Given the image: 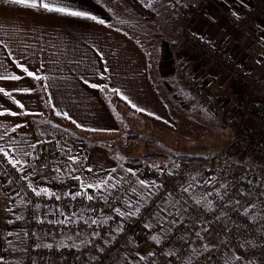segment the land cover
<instances>
[{"label": "crops", "instance_id": "1", "mask_svg": "<svg viewBox=\"0 0 264 264\" xmlns=\"http://www.w3.org/2000/svg\"><path fill=\"white\" fill-rule=\"evenodd\" d=\"M195 1L171 0L170 9L176 12L178 26L180 11ZM56 2L70 10L85 11L97 20L47 12L40 8H29L0 0V75L24 77L19 81L0 80V88L10 93H0V111L28 113L0 116V134L6 133L4 140H0V145L10 151L12 158L20 161L17 165L32 187L37 190L47 189L48 196H58L60 184L67 179H74L80 184L75 177H80L85 183H98L111 174L114 179L109 183H116L130 174L141 172L142 179L148 175L152 182L144 160L130 156L128 153L131 150L128 146L136 136L143 137L146 121L167 123L169 120L166 105L169 99L168 88L157 67L159 43L162 39L151 51L144 19L136 14L135 17L124 15L123 7L129 6L123 0ZM249 5L250 0H216L207 6L204 14L192 19L191 26L217 46L231 52L239 63L264 75V11L244 35H235L232 31L220 33V28L228 27L221 12L237 16ZM148 7L152 8L149 4ZM167 13L170 12L164 14ZM156 14L161 15L160 11H156ZM99 20L105 23L101 24ZM168 42L172 48L176 72L187 74L192 69L199 70L201 77L209 81L212 92L226 102L230 109L235 110L239 98L237 88L214 68L198 66L188 56L185 60L186 50L179 44L178 36L175 41L170 39ZM9 53L12 59H9ZM13 60L34 72L43 61L44 66L37 74L47 79L37 81L27 77ZM194 63L198 68L193 67ZM84 80L89 83L85 84ZM90 84L100 87L94 89ZM25 88L31 91H17ZM113 88L119 89L120 95L112 91ZM121 96L128 99H122ZM14 101H20L24 109H20ZM132 104L144 111H136ZM57 112L61 115H57ZM63 113H67L70 119ZM16 124L26 126L12 132L11 129ZM54 136L68 144L83 146L84 154L82 158H76V163L69 159L70 156L53 155L51 169L40 171L34 164V147L30 145ZM228 160L240 173L247 172L253 177L264 178V169L258 171L252 168L255 162L262 165L264 163L248 156H230ZM88 167L93 172H87ZM190 182L191 188L194 187L195 182ZM195 185L198 186L199 183ZM191 188L190 194L197 195L198 191L192 192ZM199 190L202 191L203 188L200 187ZM87 191L95 196L101 195L99 190ZM203 193H198L201 201L207 196L206 191ZM247 208L249 212L253 211L248 206ZM21 212L22 203L0 174L2 264L12 263V254L16 247L14 221L21 216ZM69 214H74L72 221L81 220V212L66 207H36L34 217L37 220L62 221ZM40 236L38 244L41 247L63 244L57 238L46 239ZM38 263L55 264V261L53 258L41 257L36 259V264Z\"/></svg>", "mask_w": 264, "mask_h": 264}, {"label": "built area", "instance_id": "2", "mask_svg": "<svg viewBox=\"0 0 264 264\" xmlns=\"http://www.w3.org/2000/svg\"><path fill=\"white\" fill-rule=\"evenodd\" d=\"M215 1L196 0L194 4L180 11L178 15V42L198 66L214 68L239 91L237 106L235 110H232L226 102L212 92L209 81L201 77L199 70L192 69L186 74V86L189 95L229 132V140L223 150L198 164L204 166L211 177L224 181L228 185L227 195L224 196V199L211 198L219 213L208 211L201 203L198 204L196 199H191L189 192L181 191L182 188L188 187L187 180L192 169L185 162L180 163L169 175H165L160 169L151 170L153 182L162 187L153 189L155 194L146 203H143L140 213L135 217L125 216L121 218L113 209L123 203L128 196L124 193L130 187H134L137 179L141 177V173L130 174L125 179L117 181L118 191L108 195V203H104L102 199L87 202L82 197L75 200L67 197V193L80 191V184L74 179H67L60 184L58 196L61 199L56 200L55 196L44 194L36 196L29 188L28 180L22 178L24 176L22 169L18 165L14 168L8 159L0 153V174L22 203L21 219L24 232L25 264H34L38 256L62 258L66 260V264H79L81 256L85 255L86 252L81 253L74 248L65 246H39V236L44 233L70 234L83 231L93 233L95 231L99 233V236L91 237L90 245L92 247L97 241L109 237L105 247L91 264H111L125 247L133 243L148 246V255L139 264H163L166 262L179 264L176 261L181 262L186 250L191 248V241L188 238L184 244L178 246L179 239L194 234L198 228L209 226L214 237L220 240L218 248L198 253L191 263L206 264L228 248L264 232V218L260 217L253 220L252 217L245 215L236 204L228 205V201L234 202L236 196L264 200V185L253 180H244L241 174H233L227 163L230 156H248L264 163V75L245 64L239 63L231 52L217 46L212 40L202 36L191 26L192 19L204 14L207 6ZM262 11H264V0H250V5L245 7L237 16L221 12L228 27L220 28V33L226 34L232 31L235 35H244ZM56 151L57 145L53 140L37 142L34 147L36 168L49 169ZM248 181L252 183L249 184ZM241 190L247 195H240ZM169 193L173 195L168 196ZM96 196L101 197V195ZM116 196H121V199H116ZM165 198L168 201H179L177 204L181 209H187L185 212L195 220V225L180 223L168 232L159 243L152 244L151 240L160 228L154 221L153 214L158 211ZM37 204L46 208L68 207L81 212L85 218H95L107 214L111 219H107L106 224L98 227H89L80 221H73L65 226L56 223L58 221L35 219ZM85 205H90L96 211H86ZM101 209L103 212L100 211ZM149 223L152 227H145ZM117 229L122 230L117 231ZM173 247H176V255L175 258L169 259L165 252ZM150 253H155V255L150 256ZM257 253H264V242H260L254 250L249 252L250 255ZM252 264H264V261L252 262Z\"/></svg>", "mask_w": 264, "mask_h": 264}, {"label": "rangeland", "instance_id": "3", "mask_svg": "<svg viewBox=\"0 0 264 264\" xmlns=\"http://www.w3.org/2000/svg\"><path fill=\"white\" fill-rule=\"evenodd\" d=\"M138 1H140L145 7L152 10L155 14V17L151 20L144 19L145 32H147V34L149 35L148 45L150 46V50L152 51L156 48V45L160 39L166 41L173 39V41H175L176 36H178L179 26L176 19L175 10L170 9L171 5L169 4H171V0ZM148 4L152 6V8L148 7ZM153 7L157 9H155L157 12L160 11L161 15L156 14V11ZM123 10L124 15H127L129 17H135L134 13L128 7L126 8L124 6ZM164 10L165 12L169 11L170 13L164 14ZM185 53L187 54L185 57L186 60L187 56L189 58L190 55L186 51ZM191 63H193V61H191ZM193 67L198 68L196 67L195 63L193 64ZM186 77L187 76L185 72L177 71L175 72V74L165 78L164 82L166 84L165 86L168 88L167 91L169 94V99L166 104L168 108L169 120L167 123L146 121V127L142 131L143 137L136 136L135 139L132 140L131 145L128 146V148L131 150L128 154L130 156H136L137 159L141 158L142 160H144V166L149 169L148 171L150 174L151 170L162 168V172L165 175H169L180 163L185 162L189 164L192 169L189 173L190 179L188 178L187 185L191 184V180L195 182L193 185L194 187H190V190H192V192H195V190L198 191L197 195L195 196L196 199H199L200 201V194L203 195V192L206 191L207 196L204 198L206 200V203L205 200H202L201 202L204 204L202 205L210 212L219 213L216 208V205L213 203L211 198L215 197L214 193L216 189H219L221 193L225 192V189L222 188L221 185L227 184L224 181L211 177L208 174L207 170L204 168V166L198 164L215 156L223 150L227 141L229 140V132L227 128L219 124L205 108L199 106L193 99V97L189 95V93L187 92ZM44 140H53L56 143L57 151L54 155L57 157L66 155L70 157L75 156V158H82L84 154L83 146L77 147L72 144H68L65 141L58 140L55 136ZM227 163L230 166V171L233 174H241L244 180H253L256 183L264 185V178L253 177L252 174L247 172L244 174L240 173V171L230 165V160H228ZM262 166L264 165L255 162L252 168L260 171L264 169V167ZM51 167L49 169H51ZM49 169L39 170L47 171ZM142 176L143 175H141V177L137 179L134 185V187L137 188L138 192L141 191L137 183L138 180H145L151 182L150 177L148 175L147 178L144 177L143 179ZM208 178H211V180L209 181ZM197 183H199L198 186L195 185ZM196 186L198 188H195ZM200 187L203 188L202 191L199 190ZM210 192L213 193V195H208V193ZM129 199L135 202L137 200V196L129 194L124 201ZM236 200L241 201V203L237 206L242 212H244V209L247 208V206H254L250 208V210L252 209L253 211H248V216L252 217L253 220L260 217L264 218V200L258 198H250L246 196H236L235 201ZM124 201L121 206H118L119 208H121L122 211L126 209V204L124 203ZM208 201H212L213 207L211 209L207 208ZM168 205L170 211H172L173 213H177V210L181 209L180 206L174 200H169ZM19 217V219H16L14 221L16 231L13 234L16 240V247L14 249V254H12L11 264H25L23 248L24 232L21 216ZM80 218V222H82V224H85V220H89V218H85L83 216H80ZM106 218H108L107 214L91 219L101 221L105 220ZM178 219H182V223L195 225V220L191 216H189L185 211H180L178 213ZM154 221L157 222L156 219H154ZM99 225L103 226L104 224L98 223L97 225L92 226L98 227ZM167 227L168 226L165 225V229H167ZM204 227L198 228L196 232L190 236H184L179 239L178 246L184 244L185 240L188 238L191 241V248L186 250L185 256L181 260V262H176H178L179 264H191L192 260L198 253L205 251L204 245H209L210 249L218 248L220 240L214 237L212 229L209 226H206L208 228V231H204ZM174 228L175 227H173L172 230ZM167 233V231H162L159 228L158 233L154 236L158 238V241H160L163 237H165ZM197 233H200V235L197 236ZM41 236L43 238L46 237V239L57 238L58 240L63 241L62 246L74 248L75 250H78L81 253L86 252L84 256H81V261L79 264H91V262L99 256V254L106 245V241L109 239L108 237L104 240H99L96 242L95 246L92 247L90 245L92 232L83 231L79 234L44 233ZM260 242H264V232H260L254 235L252 238L244 240L240 244L228 248L225 252H223L222 254H218L209 263L206 264H252V262L264 261V253H257L253 255L249 254V252L254 250ZM151 243L157 244L159 242L154 241L152 238ZM51 246L57 247L56 245ZM175 252L176 247L168 249L165 252L166 257L169 259L175 258ZM169 253H174V255H169ZM147 255V245L133 243L125 247V249L122 250L114 258L111 264H139L142 261L140 257L145 258ZM237 255L242 258L240 261L235 260V256ZM37 258L41 257L38 256ZM53 260L55 261V264L56 262L57 264H66V260L62 258H53ZM34 264H36V261ZM163 264H170V262H166Z\"/></svg>", "mask_w": 264, "mask_h": 264}, {"label": "snow or ice", "instance_id": "4", "mask_svg": "<svg viewBox=\"0 0 264 264\" xmlns=\"http://www.w3.org/2000/svg\"><path fill=\"white\" fill-rule=\"evenodd\" d=\"M5 3H10V4H17V5H21L24 7H29V8H40L43 9L47 12H54V13H61V14H65L68 16H72V17H80V18H86V19H91V20H97V18L93 15H90L89 13L85 12V11H76V10H70L67 6H59L56 2V0H4ZM101 24H104L105 21L103 20H99L98 21ZM6 47V45H5ZM102 55V54H101ZM9 59H12L11 53H9ZM13 63L16 64V66L23 72L26 74L27 77H30L34 80L37 81H41V80H45L47 79V77H42L40 75L37 74V72H39L44 64L43 61H41L40 64V68H38L35 72L34 71H30L29 68L20 63L19 61H15L13 60ZM105 71H107V68H105ZM24 77L20 76V75H11V76H2L0 75V80L2 79H9L12 81H19L21 79H23ZM101 78H103V75H101ZM85 84H88L89 82L87 80H84ZM92 88H98L100 87L97 84H90L89 85ZM45 87H47V85H45ZM112 91L116 92L118 95H120V91L117 88H113L111 89ZM17 91H20L22 93H29L31 90L30 89H18ZM0 93H4V95H10V93L5 92V90L3 88H0ZM122 99L127 100V97L121 96ZM16 103V105L20 108V109H24V105L20 102V101H14ZM132 107L136 109V111H144L143 109L138 108L135 104H132ZM24 114H28L25 112H21V113H17L15 111H11V110H4V111H0V116H5V115H11V116H17V115H24ZM57 115H61V113L57 112ZM63 115L67 118L70 119V117H68L67 113H63ZM159 119V117H157ZM73 123H75V121H73ZM26 125H22V124H16L11 130L12 132H15L17 129L22 128ZM78 127L80 125H77ZM6 133L4 134H0V140H4ZM31 147H35V145H30ZM0 153L3 154V156L5 158L8 159L9 163L12 164V166L15 168L16 165L18 163H20L19 160L15 159V158H11L10 157V151H6L3 145H0ZM27 154V153H25ZM70 160H72L73 163H76L77 160L75 157H69ZM87 172H93V169L91 167H88L86 169ZM129 172H132L131 169L128 170ZM112 172H115V169H112ZM23 179H27L26 176H22ZM75 179H77L78 181H80V188L82 189V191H76V192H70L67 193L66 196L69 197L72 200L77 199L78 197H82L85 198L87 202H93L94 200L97 199H102V201L104 203H108V195H112L113 192L118 191V184L117 183H109V181L113 180L114 178L111 176V174H109L107 179L101 180L98 183H85L80 177H75ZM123 179V178H121ZM209 181L211 180V178H208ZM138 185L139 188L141 189V191L138 192L136 187H130L129 190L124 193V195H135L137 196V200L134 202L131 199L124 201V203L126 204V209L124 211L121 210V208L119 207H115L113 210L121 217L124 218L125 216L128 217H135L138 213H140L141 211V207L143 206V203H146L147 200L154 195L155 193L153 192V189H158L159 187H162L161 185H156L155 182H148L145 180H138ZM249 184H251V181H248ZM29 188L32 190V192L36 195V196H40L42 194L47 195L48 194V190L47 189H40L37 190L36 188H33L31 183H29ZM191 187V185H189V187H184L181 189L182 192L184 193H188L189 192V188ZM222 188L225 189V192L221 193V191L219 189L215 190V197L218 200H222L224 199V196L227 195V185H221ZM87 189H95V190H99L101 192V197H97L94 194H89ZM104 193H107V195H104ZM240 195H247V193H245L244 191H240L239 193ZM55 195V194H52ZM172 193H169L168 196H172ZM208 195H213V193H208ZM191 199H196L195 194L190 196ZM56 200H60L61 197L60 196H55ZM116 199H121V196H116ZM196 202L199 204L200 200L196 199ZM176 203H179V201H176ZM236 204L239 205L241 203V201L236 200V201H228V205H232V204ZM227 206V205H226ZM37 208L40 207V205H36ZM213 207L212 201H208L207 202V208L211 209ZM254 207L253 205H249V208ZM86 211L89 212H95L96 209L90 207V205H85L84 206ZM186 208L183 209H178L177 213H173L172 211H170L169 209V205H168V200L167 198H165L164 203L159 206V209L157 212H155L153 214L154 218L157 220V224L160 227V229L162 231H167L170 232L172 230L173 227L178 226L179 223H182V219H178V213L180 211H186ZM101 212H103V209L100 210ZM244 214L248 215V208L244 209ZM61 215H64V213H61ZM72 215L74 214H69L65 217L64 220L62 221H58L56 223L59 224H63L65 226H67L69 223L73 222L72 221ZM162 217V218H161ZM20 217H17V219H19ZM82 218V217H81ZM107 219H111V217L106 218L105 220H101L98 221L96 219H91L89 218V220H85L84 223L87 224L89 227H91L92 225H97L99 224H106L107 223ZM165 225H167V229H165ZM145 227L147 228H151L152 225L151 223L146 224ZM122 229H117V231H121ZM204 231H208V228L205 226ZM79 234V233H78ZM9 235H11V233H9ZM200 233H197V236H199ZM93 237L99 236L98 232L93 231L92 233ZM154 241H158L157 237H153ZM9 243H11V241H9ZM47 247H52L51 245H46ZM204 250L205 251H210V246L209 245H204ZM150 256H154L155 253H150ZM169 255H174V253H169ZM141 260L144 259V257H140ZM242 258L240 256H235V260L240 261ZM3 262V257H0V264H2Z\"/></svg>", "mask_w": 264, "mask_h": 264}, {"label": "trees", "instance_id": "5", "mask_svg": "<svg viewBox=\"0 0 264 264\" xmlns=\"http://www.w3.org/2000/svg\"><path fill=\"white\" fill-rule=\"evenodd\" d=\"M123 1L129 6V8L137 16L145 20H151L155 17L154 12L149 8L145 7L140 1L138 0H123ZM157 67L160 76L163 78L173 75L176 72L172 48L170 43L166 40H161L159 43V57H158Z\"/></svg>", "mask_w": 264, "mask_h": 264}]
</instances>
